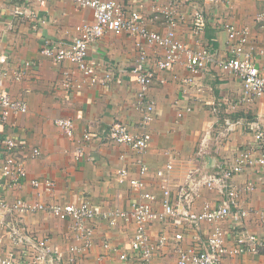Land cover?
I'll return each mask as SVG.
<instances>
[{
	"label": "crops",
	"instance_id": "0c3cea01",
	"mask_svg": "<svg viewBox=\"0 0 264 264\" xmlns=\"http://www.w3.org/2000/svg\"><path fill=\"white\" fill-rule=\"evenodd\" d=\"M127 10L139 11L147 28L165 33L167 25L163 16L156 18L157 10L168 0H116ZM23 0H0V81L3 93L23 100L26 113L0 119V157L5 158L3 142L12 138L16 142L15 155L24 161L28 181L14 190H0V196L10 202L22 198L45 203H78L89 200L100 212L129 211L137 194L127 183H120L116 172L130 167L131 176L140 177L139 161L149 167L145 177L147 189L162 199L156 171L168 164L167 186L173 196L186 183L190 170L199 168L212 172L218 164H233L241 153L254 148L251 125L264 124V96L245 100L242 82L233 73L209 65L200 74H193L183 58L173 69L157 71L145 101L154 108L149 126L142 124L143 111L139 108L140 86L131 70L139 57L137 39L127 35L107 33L89 50L88 61L95 66L98 82L84 78L79 68L70 62H56L41 52L45 40L71 42L77 28L92 22L89 8H77L74 0H33L27 14L16 16L15 10ZM211 20L205 22L199 39L193 36L190 24L195 7L181 0L180 10L188 13L179 25L177 38L190 49L209 46L218 60L230 57L231 49L225 24L239 30L247 29L249 47L255 49L257 62L264 66V0H232L231 5L217 9L204 7ZM151 64L163 52L147 47ZM5 72V75L2 74ZM16 75H21L19 79ZM69 85H66V83ZM58 118H70L75 124L73 137H68L56 124ZM125 124L133 134H151L149 149L138 156L130 147L119 146L105 139L113 123ZM92 139L87 142L84 132ZM34 149L40 151L36 158L29 156ZM256 152V155H259ZM50 179L55 182L51 195L39 194L30 181ZM239 191L240 207L248 212L245 226L258 235H264V218L259 212L264 207V170L248 168L235 178ZM254 184L253 191L247 190ZM196 207L205 201L215 202L220 195L200 187ZM162 210L160 204L156 205ZM22 229L49 240L68 262L69 248L80 245L67 221L49 213L22 215ZM94 227L91 250L76 257L75 264H120L122 251L130 252V242L135 226L133 222L119 221L110 225L102 217L90 223ZM230 244L234 242L235 228L231 222L223 224ZM180 229V228H179ZM179 229L156 224L151 229L154 242L158 236H169L168 244L158 248L154 264H177V248L173 234ZM214 224H204L200 236L206 240ZM183 246L195 243V231L184 227ZM12 247L7 230L0 225V255ZM138 264V263H133ZM224 264H264V250L259 255L246 254L227 259Z\"/></svg>",
	"mask_w": 264,
	"mask_h": 264
},
{
	"label": "built area",
	"instance_id": "2783aa9c",
	"mask_svg": "<svg viewBox=\"0 0 264 264\" xmlns=\"http://www.w3.org/2000/svg\"><path fill=\"white\" fill-rule=\"evenodd\" d=\"M33 0H23L24 4L15 10L16 16L27 14L28 5ZM195 7L190 24L193 36L199 39L203 34L205 22L211 20L207 10L198 9L199 4L204 7L220 8L231 5L232 0H186ZM77 8L92 10L93 21L83 23L77 28L78 35L69 43L63 41L45 40L41 52L56 62H70L75 64L85 79L93 84L98 82L95 66L88 61L90 47L107 33L127 35L136 38L140 50L139 57L132 67V74L140 86L139 108L143 111L142 124L149 126L153 120L154 108L147 104L145 96L152 84L157 71L173 69L183 58L189 71L197 75L207 70L209 65H216L221 70L235 74L242 82L245 100L252 97L264 96V66L257 62L255 49L249 47L247 29L239 30L232 24H225L230 42V57L218 60L209 46L190 49L187 44L177 38L179 25L188 13L180 10L181 0H168L166 6L157 10L156 18L163 16L167 31L160 33L149 30L142 14L134 10H127L116 0H74ZM258 21H264V14L258 16ZM147 47L163 52L155 66L151 64ZM0 47V55H2ZM264 55V50L259 52ZM5 75V72L2 71ZM21 75H16L19 79ZM3 83L0 81V88ZM66 85H69L67 82ZM27 104L21 99L0 90V119L6 122L8 117L26 113ZM55 124L68 136L73 137L75 124L70 118H58ZM251 125L255 146L244 150L233 164H218L212 172H203L197 168L190 170L186 183L173 196L167 186L168 174L172 165L156 171V178L160 182L162 199L149 191L144 180L149 167L139 161L140 177L131 176V168L123 167L117 170L116 176L120 183H127L137 194L129 211L100 212L93 203L85 199L78 203L61 204L45 203L19 198L14 202L0 196V225L7 230L12 247L5 254L0 255V264H75L78 254L92 249L94 227L90 225L99 216L114 226L119 221L133 222L135 230L130 242V252L122 251L119 255L120 264H154L153 259L158 248L168 244L169 236H158L157 242L151 234L156 224L173 226L179 229L173 234V244L177 248V264H224L227 259H234L246 254L259 255L264 250V235L250 231L244 224L248 212L240 207L239 191L235 187V178L243 174L248 168L264 170V124L254 122ZM85 141L89 142L92 135L84 132ZM105 139L119 146L130 147L138 156H143L149 149L151 134L144 132L133 134L128 127L121 123H113L105 135ZM17 145L14 139L8 138L3 142L5 158L0 157V190H14L28 181V173L24 161L15 155ZM259 152V155H256ZM34 149L30 158L40 155ZM31 186L39 190V194L51 195L55 189V182L50 179H34ZM207 191H217L219 200L205 201L197 208L196 199L200 194V187ZM251 183L247 190L253 191ZM42 192V193H41ZM160 204L162 210L156 207ZM45 212L69 223V228L75 233V241L80 245L69 248L68 262L63 254L50 246L49 240L22 229V215ZM264 218V207L259 212ZM231 222L235 228V240L229 243L223 224ZM214 224L210 236L202 240L200 232L204 224ZM188 227L195 231L194 245L184 247V233L182 229ZM105 264V263H101Z\"/></svg>",
	"mask_w": 264,
	"mask_h": 264
}]
</instances>
